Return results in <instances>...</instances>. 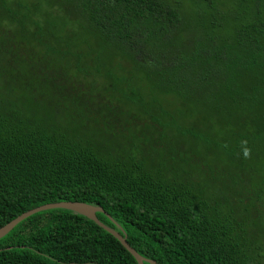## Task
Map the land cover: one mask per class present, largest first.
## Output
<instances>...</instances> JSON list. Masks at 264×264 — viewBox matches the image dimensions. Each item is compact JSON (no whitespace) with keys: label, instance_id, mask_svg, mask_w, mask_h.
<instances>
[{"label":"trees","instance_id":"obj_1","mask_svg":"<svg viewBox=\"0 0 264 264\" xmlns=\"http://www.w3.org/2000/svg\"><path fill=\"white\" fill-rule=\"evenodd\" d=\"M62 3L76 12L68 21L76 27L73 35L66 30L68 13L61 17L63 22L48 14L50 9L62 10ZM217 3L0 0V62L11 57L9 69L0 67L6 77L0 82V228L38 206L83 203L99 208L101 212L95 213L98 222L125 237L136 254L154 264H264V169L250 171L245 162L250 150L264 156V0L227 2L226 9ZM188 4L201 17L203 32L191 58L176 62L164 53L167 45L160 44L169 42L182 22L178 13ZM214 14L222 20H209ZM227 18L237 21L229 39L220 32ZM46 35L51 37L50 45L44 44ZM141 41L151 42V64L147 63L152 67L147 79L155 78L164 96H177L184 103L186 93L177 90L185 84L184 74L196 67L201 73L198 82L212 84L198 94V99L209 98L214 89L221 108L211 102L202 112L194 103L188 115L196 119L202 114L205 123L198 132L184 125L172 127L180 137H188L186 141L195 149L202 143L211 147L220 158L218 171L201 162L203 158L213 160L212 153L196 159L179 157L182 161L177 164L168 160L169 156L164 158L163 148L168 146L163 142L167 138L152 128L151 133H156L162 145L150 147L147 142L152 143L151 137L142 132L144 123L141 127L140 116L132 114L133 104L138 103L144 106L143 114H148L143 94L131 85L132 76L109 80L108 89L122 98L115 97V103L108 99L99 103L91 90L77 86V76L86 77L80 64L72 67L63 59L71 56L70 47L86 45L91 50L106 44L131 60L137 55L131 52L133 47ZM81 54L75 53L76 62ZM51 64H57V69ZM111 77L108 72L106 78ZM121 81H125L127 95L119 85ZM69 89L74 92L63 105L65 113L75 115L92 132L128 140L141 155L146 156L143 145L150 147L151 157H158L157 164L165 163L168 175L161 176L159 167H148L143 159L91 147L88 140L94 133L90 131L76 142L48 133L26 119L19 120L20 109L8 104L19 103L24 95L15 98L14 94L24 90L59 100L57 94ZM9 91L15 99L10 100ZM188 95L191 99L194 89ZM122 101L124 109L118 105ZM163 117L171 118L164 102L151 112V123L163 129L174 121L163 123ZM116 120L129 126L123 127L127 133L111 131ZM169 148L166 155L180 154ZM185 168L201 178L198 189L192 191L175 180L183 174L187 177ZM0 264L136 262L92 221L71 211L53 209L30 215L0 238Z\"/></svg>","mask_w":264,"mask_h":264},{"label":"rangeland","instance_id":"obj_2","mask_svg":"<svg viewBox=\"0 0 264 264\" xmlns=\"http://www.w3.org/2000/svg\"><path fill=\"white\" fill-rule=\"evenodd\" d=\"M227 2L229 4L233 5V2H237V0H218V6L221 9H226ZM189 5V4H188ZM188 5L182 7L180 12L178 13L179 17L182 19L180 26L171 33L169 42H163L160 45H167L165 48L164 53H169L170 56L176 61H182L184 59L191 58V52L196 50V42L199 39V36L202 34L203 29L199 26L202 22L201 17L192 10L193 8L189 7ZM61 9H50L48 11L49 16H56L59 18V20H62L65 15H67L66 22L69 24L67 26V32L70 33V35H73V32L75 33V25L71 21V18H73V13L76 16V12L73 9H69L67 5L62 3L60 5ZM67 11H66V10ZM44 10V9H42ZM220 11V10H219ZM47 12V9H46ZM42 14H45L44 11H42ZM41 14V15H42ZM72 14V15H71ZM62 17V18H61ZM221 16L219 14H214L213 17H208L209 20H222L220 18ZM43 22V19L41 20ZM234 23H237L236 20H232L231 18H227L226 23L223 24V27L220 29V32L226 37V39H229L233 35L232 26ZM45 27V25H44ZM52 29V28H47ZM73 29V30H72ZM46 30V29H45ZM72 30V31H70ZM215 30L214 32H216ZM52 33H55V30L51 31ZM49 34H51L49 32ZM67 36V34H66ZM49 35H46L44 37V44L50 45L52 40L50 39ZM80 39V38H78ZM23 45H26L25 43H22ZM138 46L133 47V51L137 55L133 56L132 59H128V57H123V54L120 50H115L114 48L103 44L99 48H89L86 47V45L81 46L80 48H72L70 47L69 51L72 53L71 56H66L63 59L68 62L70 66L73 67V65H76L79 63L81 70L85 72L84 75L77 76L76 82L77 86L82 87L83 90L89 89L92 92V96L96 99H100L99 103H106V99L110 100L111 102H116L115 97H121L120 95L116 94L115 92H112L110 89H108L109 80H114L118 77H133L134 79L131 81V85L133 88L139 90L144 97V104L147 106V109L145 111L148 113L147 115L143 114L145 113L143 111V105L141 103L133 104V111L132 114L136 116H140V121L138 123L142 124L144 123V128L142 130L143 134L147 137H151L152 143L147 142L150 147H155L156 149L159 148L158 145H162L160 141H158L157 135L154 131L151 133V128L155 129V131L161 133L164 132L165 137L167 140L163 142V144L167 145L168 148H163L164 158L172 161H176V164L182 160H187L186 157L191 156L193 159H196L197 157H201L202 155H209L212 153L215 158L213 160H207L203 158L201 161L206 167H209L213 170H217V166L220 164V158L218 154L210 147H206L203 143L198 146L199 149H195L194 146L189 140V138H183L177 135L172 127L173 124L177 125H184L188 127L192 132H198L199 126L205 124L204 117L202 114H199V116L196 119H192L191 116L188 115V109L193 106L195 103V107L197 111H204L205 108H207L211 102H213L218 109L221 108L222 104L219 101V99L214 96V89H212V94L209 98L204 99H198V94H200L202 91L212 88V84H206L204 82H198L197 78L201 76L200 68L196 67L192 71L186 72L184 74V86L183 88L178 89L177 91L181 93H186V96L184 97L185 101L184 103L180 101L179 97L175 96H164L160 92V87L156 86V79L153 78L152 80L147 79L146 74L148 73L150 75L151 67L149 68V65L147 62L151 64V42L144 43V41H141ZM34 50V48H33ZM77 51H81L80 60L76 62L75 53ZM115 53L116 55H113ZM144 54V55H143ZM181 55L180 58L176 59L175 56ZM85 59V61L82 63L81 59ZM195 59V58H194ZM194 59L192 61H194ZM11 60V57H7L4 61L0 62V67L2 69H9L11 67V64H9ZM53 69H57V64H51ZM119 66V70L117 73V68ZM150 70V71H149ZM110 72L112 75L111 78H106V74ZM118 74V76H117ZM82 76V77H81ZM179 76H182L180 74ZM5 82L6 77L3 73H0V82ZM3 82V83H4ZM119 85L122 87V90L124 91L125 95L128 94V89L125 86V81H121ZM119 85L116 86V88H119ZM73 89V88H72ZM72 89L66 90L62 94H57V97H61L58 99H53L51 97H46V95H38V93H34L33 90H24L21 92V94H14L15 98H20L21 95H24V98L20 99V102H13L9 101L8 104L13 107L14 110L20 109L19 111V120L26 119L28 123H31L32 125L35 124V126H41L42 129L48 133H54V134H61L65 138L71 139L73 141H77L80 139L82 134H86L87 131L92 132V130L89 129V127L78 120L75 115L72 113H65L63 105L66 104L72 93L74 92ZM194 89V95H192L191 99L188 95V92ZM82 90V91H83ZM11 99H15L12 95V91L8 92ZM63 96V97H62ZM165 97L166 98L165 100ZM67 99L64 101V99ZM122 98V97H121ZM165 100V101H164ZM179 102H176V101ZM125 102V101H124ZM123 101L118 104L121 108L124 109V103ZM164 102V105L167 107L169 111V116L171 118L163 117L161 122L163 123L168 122L170 120H174L172 122L168 123L167 128L161 129L160 126L157 124L151 123V112H154L156 107ZM116 104V107L118 106ZM183 105V106H182ZM119 108V107H118ZM180 112V113H179ZM96 113V112H94ZM93 113V114H94ZM183 115H185V118H183ZM66 116V118H65ZM147 118L148 120H145L143 117ZM181 116V117H180ZM138 119V117H137ZM114 125L111 128V131L113 133L120 132L121 127L124 125L122 120H116L113 122ZM155 126V128L153 127ZM142 127V125H141ZM133 131H135L133 129ZM92 136L89 137L88 142L90 143L91 147H97L100 149L103 153L109 152L111 154H114V152H118L120 155L127 154L128 156L133 157L134 160H140L143 159L146 162V165L148 167H151L153 164L160 168L161 171H158L161 176L168 175L166 172V166L165 163L157 164L156 159L158 157L155 155V158L151 157V148H146V145H143V152L146 156L141 155L140 151L138 150V147L136 145H131L130 142L126 139L121 138H113L110 135L107 134H98L99 132H92ZM200 142H202L200 140ZM158 147V148H157ZM169 147L174 148L175 150L179 151L180 154L176 156H172L170 153L166 155L167 150H170ZM201 153V155H199ZM186 154V155H185ZM174 157L175 159H172ZM179 157L182 158V160L179 159ZM138 158V159H137ZM171 161V162H172ZM245 162H247L249 166L250 171H263L264 169V156L263 153L250 150L248 154L245 155ZM167 163V161H166ZM168 165V163H167ZM231 165V164H230ZM154 166V167H156ZM204 166V167H205ZM232 166V165H231ZM186 171H189V174L187 175H180L179 177H175V180H177V183L185 184L186 188H190V190H196L198 189L200 185V181L196 172H193L190 174L191 170L189 168H185ZM231 174V173H229ZM202 188V187H201ZM208 192V191H207ZM211 207H213L212 203H209ZM236 215V212H235Z\"/></svg>","mask_w":264,"mask_h":264},{"label":"water","instance_id":"obj_3","mask_svg":"<svg viewBox=\"0 0 264 264\" xmlns=\"http://www.w3.org/2000/svg\"><path fill=\"white\" fill-rule=\"evenodd\" d=\"M53 209H62L74 212L80 216L85 217L86 219L92 221L97 226L102 228L104 231H106L108 234H110L112 237H114L120 245L133 257L136 264H142V263H149L154 264L151 261H147L140 257L138 254H136L125 242V237H121L119 234H117L115 231L108 229L104 225L98 222V220L95 217V213L101 212L99 208L92 207L90 205H86L83 203H74V202H60V203H49L46 205L38 206L36 208H33L27 212L22 213L6 225L0 228V238L3 237L5 234H7L14 226H16L19 222L24 220L25 218L29 217L30 215H33L38 212H43L47 210H53Z\"/></svg>","mask_w":264,"mask_h":264},{"label":"flooded vegetation","instance_id":"obj_4","mask_svg":"<svg viewBox=\"0 0 264 264\" xmlns=\"http://www.w3.org/2000/svg\"><path fill=\"white\" fill-rule=\"evenodd\" d=\"M141 125H142V124H141ZM123 127H124V128H129V126L125 124V125H123V126L121 127V131H120V132H121V133H127V131H123ZM126 135H127V134H126Z\"/></svg>","mask_w":264,"mask_h":264}]
</instances>
